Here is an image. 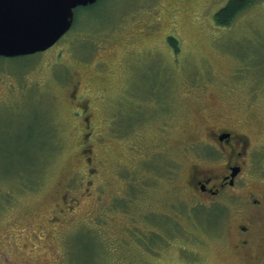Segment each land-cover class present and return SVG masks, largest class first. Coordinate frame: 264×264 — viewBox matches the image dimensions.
I'll list each match as a JSON object with an SVG mask.
<instances>
[{"label": "rangeland", "instance_id": "1", "mask_svg": "<svg viewBox=\"0 0 264 264\" xmlns=\"http://www.w3.org/2000/svg\"><path fill=\"white\" fill-rule=\"evenodd\" d=\"M227 1L99 0L0 57V264H264V215L240 248L247 217L184 180L183 145L228 117L264 163V0L220 27Z\"/></svg>", "mask_w": 264, "mask_h": 264}, {"label": "flooded vegetation", "instance_id": "2", "mask_svg": "<svg viewBox=\"0 0 264 264\" xmlns=\"http://www.w3.org/2000/svg\"><path fill=\"white\" fill-rule=\"evenodd\" d=\"M73 96L75 97V93ZM83 108L85 107L77 104L80 115ZM84 124L90 127L88 117H85ZM238 125L237 119L228 117V120L205 129L203 136L195 138L194 142L200 143L202 147L190 146L193 143L183 145L184 156L198 161L189 165L184 180L193 198L205 196V202L221 203L222 197H225L237 208L238 216L247 217L246 220H238L235 226L238 247L242 248L252 240H259V236L253 235L252 226L257 218H263L264 215V163L260 162L256 166L254 144ZM199 139L201 140L198 141ZM85 150L87 149L83 148L82 152L85 153ZM86 162L91 164L89 156L86 157ZM212 181L214 182L211 183ZM219 209L221 208L207 214L218 218L221 215ZM0 249L5 262V257L8 256L2 246Z\"/></svg>", "mask_w": 264, "mask_h": 264}, {"label": "water", "instance_id": "3", "mask_svg": "<svg viewBox=\"0 0 264 264\" xmlns=\"http://www.w3.org/2000/svg\"><path fill=\"white\" fill-rule=\"evenodd\" d=\"M97 0H0V57L43 52L72 27L74 9Z\"/></svg>", "mask_w": 264, "mask_h": 264}, {"label": "trees", "instance_id": "4", "mask_svg": "<svg viewBox=\"0 0 264 264\" xmlns=\"http://www.w3.org/2000/svg\"><path fill=\"white\" fill-rule=\"evenodd\" d=\"M253 1L254 0H228L223 7H221L220 9H218L215 12V14H214L215 24L217 26H220V27L228 26L235 19V17L239 13H241L246 7H248L250 4H252ZM94 4L87 5V6H80V7H77V9L78 8L86 9L87 7H90ZM75 21H74V23H75ZM169 42H170L171 46L174 48V50H177L176 45H175V41L170 38ZM21 57H25V56H21ZM43 127L46 128V132L44 134V137H45V139H48V144H49L47 149H46V153L47 152L49 153V150H51V144H52L51 143L50 129H48V124H46ZM34 165L35 164L33 163V165L29 166L28 169L25 168V170H26L25 172L31 173V169H32L31 167H33Z\"/></svg>", "mask_w": 264, "mask_h": 264}]
</instances>
